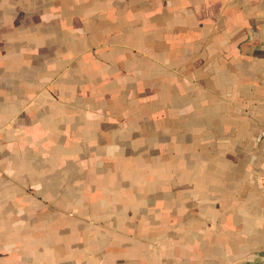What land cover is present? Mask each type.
Returning a JSON list of instances; mask_svg holds the SVG:
<instances>
[{"label":"crops","instance_id":"obj_1","mask_svg":"<svg viewBox=\"0 0 264 264\" xmlns=\"http://www.w3.org/2000/svg\"><path fill=\"white\" fill-rule=\"evenodd\" d=\"M0 264H264V0H0Z\"/></svg>","mask_w":264,"mask_h":264}]
</instances>
